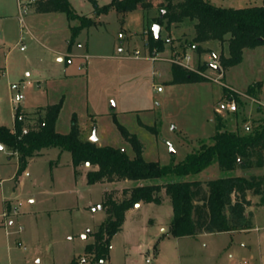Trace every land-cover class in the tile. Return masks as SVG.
<instances>
[{"label": "rangeland", "instance_id": "obj_1", "mask_svg": "<svg viewBox=\"0 0 264 264\" xmlns=\"http://www.w3.org/2000/svg\"><path fill=\"white\" fill-rule=\"evenodd\" d=\"M20 1L21 8L19 0H0V126L14 129L13 98L19 93L24 96L21 112L33 128L42 123L47 107L62 102L57 132L68 133L75 117L82 140L95 136L99 146L120 148L133 157L116 118L139 139L146 161L168 165L182 162L202 141L210 142L216 133V113L226 129L242 135L253 132L263 118L264 47L245 50L243 62L221 76L219 57L229 55L228 43L209 41L198 51L193 42L195 21L186 19L170 30L166 22H156L164 0H152L144 11L122 15L111 10L100 17L94 16L90 0H69L78 15L96 20L97 25L79 36V56H61L59 61L55 49L61 48L63 37L69 34L66 19L52 25L49 17L36 15L29 0ZM96 1L104 6L111 0ZM208 1L233 9L263 4V0ZM154 26L164 41L165 55L148 51L149 31ZM173 61L193 70L209 64L206 76L210 81L173 84ZM258 81L263 82L259 101L239 96L237 111L231 113L226 92L236 100L234 91L245 94ZM12 85L18 90H12ZM71 162L69 152L44 150L16 182L17 155L7 147L0 151V264H70L71 260L77 264L83 258L89 264H125L129 256L133 264H264V199L261 202V197L250 192L249 211L255 218L249 230L175 238L170 234L171 201L163 194L162 205L145 204L129 215L124 231L114 237L111 260L95 262L85 253V246L93 243L96 227L105 220L101 209L105 191L121 192L135 184L80 181L75 185ZM91 169L79 168L81 172ZM228 175L213 164L183 180L206 186ZM232 175L264 176V168L238 169ZM16 207L17 215L10 216L5 225L2 214ZM159 250L157 260L154 255Z\"/></svg>", "mask_w": 264, "mask_h": 264}, {"label": "trees", "instance_id": "obj_2", "mask_svg": "<svg viewBox=\"0 0 264 264\" xmlns=\"http://www.w3.org/2000/svg\"><path fill=\"white\" fill-rule=\"evenodd\" d=\"M90 1L95 8L94 16L100 17L111 10L122 15L144 11V7L152 0H111L104 6H99L96 0ZM29 4L34 7L36 14L63 13L68 21L79 22V25L70 28L69 50L83 30L97 25L96 20L78 15L69 0H30ZM162 7L156 22H166L168 30L186 19L195 21L193 42L198 51H202L201 44L209 41L228 43L229 55L219 57L217 72L220 75L239 66L244 60L245 50L264 47V0L261 6L238 9L217 7L208 0H164ZM147 47L150 54L165 52L164 41L156 39L151 31ZM209 67V64L204 63L193 70L181 62L173 61L171 82H208L210 79L206 71ZM262 88L263 82H255L245 94L259 101ZM229 93L227 91L226 95L231 101L233 98ZM239 99L237 96L238 104ZM62 105L60 102L47 107L42 123L37 128L26 125L29 130L27 135L22 134L24 125L17 122L15 114L16 132L0 126V145L17 155L16 182L26 172L30 160L40 157L44 150L53 148L59 149L61 154H71L75 177L81 174L78 170L81 166L89 164L94 168L86 174L89 185L134 182L133 187L124 188L121 192L118 189L105 191L101 209L106 218L96 227L93 243L85 247V253L93 256L95 262L109 260L112 240L122 230L127 213L140 203L162 205L163 194L171 201L173 216L170 234L175 238L232 233L252 228L253 214L249 211L252 201L248 199L247 193L261 197L262 202L264 176L232 174L238 169L264 168V115L253 132L242 135L238 131L226 129L223 118L216 113V133L210 142L202 141L197 150L189 153L178 164L161 165L143 158V146L139 139L116 118L114 122L122 137L131 145L133 157L123 149L82 140L75 117L68 133L57 132L55 125ZM153 132L156 134L155 130ZM213 164H218L220 170L229 175L208 181L206 186L200 181L183 180L202 173ZM70 264H75V261Z\"/></svg>", "mask_w": 264, "mask_h": 264}, {"label": "crops", "instance_id": "obj_3", "mask_svg": "<svg viewBox=\"0 0 264 264\" xmlns=\"http://www.w3.org/2000/svg\"><path fill=\"white\" fill-rule=\"evenodd\" d=\"M36 15H39V16H44V17H49V22H52V25H54V24H56V22H58V20L59 19H66V21H67V23H66V25L68 26V32H69V34L68 33H66L65 34V36L63 37V42H62V46H61V48H58V49H55V53H56V57L58 58V60L59 61H61L62 60V58H61V56H65V57H76V56H79V54H80V51H81V49H82V47H81V45L79 44L80 43V41H79V37L76 39L77 40V43H76V45L74 46V47H72L71 48V50H69V44H70V37H71V31H70V28L72 27V25H71V22L70 21H68V19H67V17L65 16V14H63V13H51V14H36ZM62 15H64L65 16V18L62 16ZM52 17V18H51ZM84 31V30H83ZM30 34H32L31 32H30ZM81 34H82V32H81ZM80 34V35H81ZM33 35V34H32ZM79 35V36H80ZM67 42V46H66V43ZM143 45H144V41H143ZM76 47H78V50H77V48ZM69 53V54H68ZM167 53V51L166 52H163V53H161V55H165ZM68 63L69 64H71L72 63V61H68ZM222 76V75H221ZM26 125H29V124H26ZM4 148V147H3ZM32 160H30V162H31ZM30 162H29V164H30ZM71 165H72V162H71ZM85 167H90V166H87V165H85ZM72 168H73V166H72ZM80 168V167H79ZM79 170V169H78ZM91 170H94V168H92ZM88 171H90V170H87V172ZM79 172L81 173L78 177H75V174H74V168H73V176H74V184L75 185H77L78 184V182H80V181H86L87 182V179H86V174H87V172H81L80 170H79ZM19 181V180H18ZM17 181V182H18ZM88 184V183H87ZM89 185V184H88ZM125 188H127V187H125ZM124 189V188H123ZM248 199H250V198H248ZM251 200V199H250ZM257 203H258V201H257ZM260 203H258V205H259ZM145 205V203H140L139 204V206L138 207H136L135 206V208L134 209H132V210H130L128 213H127V215H126V219H125V223H124V225H123V228H122V230L119 232V233H122L123 231H124V229H125V224H126V221H127V219H128V217H129V215H131V216H133L135 213L134 212H137L138 210H140L143 206ZM149 205H154V204H149ZM105 218H106V216H105ZM255 218V214H254V217H253V219ZM102 223V222H101ZM100 223V224H101ZM99 224V225H100ZM158 223L157 222H155V224L154 225H157ZM162 225V224H161ZM160 225V226H161ZM252 225H253V221H252ZM118 233V234H119ZM113 240H114V238H113ZM113 240H112V243H111V249H110V256H109V261L111 260V255H112V250H113ZM86 247V246H85ZM142 248H145L144 246H142ZM159 249V248H158ZM152 250V249H151ZM127 256H129V254H127ZM154 256H156V259L158 260V257L160 256V250L158 251V253L156 254V255H154ZM72 262V260L70 261V263ZM134 262H133V260H131V258H130V256L128 257V259H126V262H125V264H133Z\"/></svg>", "mask_w": 264, "mask_h": 264}, {"label": "built area", "instance_id": "obj_4", "mask_svg": "<svg viewBox=\"0 0 264 264\" xmlns=\"http://www.w3.org/2000/svg\"><path fill=\"white\" fill-rule=\"evenodd\" d=\"M29 3H30V0H29ZM22 5H23V3H21V1L19 0V6H20V8L22 7ZM23 50H24V47L21 48V51H23ZM155 53L156 52H154L153 55ZM184 66H186V65H184ZM186 67H188V66H186ZM11 89L12 90H18V86L17 85H12L11 86ZM158 91L160 92L161 91V88H158ZM234 92L236 94H238V96H242V97H246V98L252 99L249 96H247L246 94H241V93H239L237 91H234ZM23 100H24V96L21 93H19L15 98H13V104H14V110H15V112L17 114V122L18 123H22L24 125V127L22 129V134L23 135H27L29 130L26 127V124L27 123H26V120H25V116L21 112V104H22V101ZM252 100H254V99H252ZM227 108H228V110L231 113L236 112L237 111V102H236V100L235 99H232L231 101H229ZM245 130L247 132H249L250 131V127L249 126H246ZM13 132L14 133L16 132L15 127L13 129ZM1 184H2V180H0V186H1ZM17 213H18V208L17 207L16 208H12L10 210V213H9V210L6 209L4 211V213L2 214V217L4 219L5 225L9 222L8 221L9 217L10 216H15V215H17ZM147 262H149V260ZM77 264H89V263H88V261L85 258H83Z\"/></svg>", "mask_w": 264, "mask_h": 264}, {"label": "water", "instance_id": "obj_5", "mask_svg": "<svg viewBox=\"0 0 264 264\" xmlns=\"http://www.w3.org/2000/svg\"><path fill=\"white\" fill-rule=\"evenodd\" d=\"M152 33H153V35H154V37L156 38V39H158L159 38V28H158V26H154V28L152 29ZM90 142H92V143H97L98 142V139L95 137V136H93L90 140H89ZM1 150H3V146H1L0 145V151ZM172 153L174 154V152L172 151ZM87 166H90L89 164H86ZM139 206V204H137L136 205V207H138ZM90 232H88V234H89Z\"/></svg>", "mask_w": 264, "mask_h": 264}]
</instances>
